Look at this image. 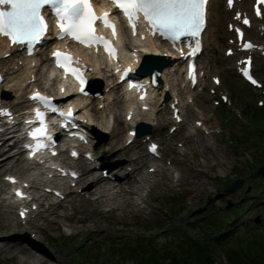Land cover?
Returning <instances> with one entry per match:
<instances>
[{"label":"rangeland","instance_id":"rangeland-1","mask_svg":"<svg viewBox=\"0 0 264 264\" xmlns=\"http://www.w3.org/2000/svg\"><path fill=\"white\" fill-rule=\"evenodd\" d=\"M219 3L223 5L224 0H219ZM227 25L226 17L221 18L218 26L215 23L208 25L205 47L198 59L204 75L197 86L189 88L187 84L177 79L178 75H175L174 80L180 82L177 88L183 93L185 102L182 110L185 121L178 124V129L171 132L173 122L170 117V121L165 126L161 123L154 125L150 133L136 137L131 143L133 153L141 156L140 163H144L143 169L147 172L150 168H154L160 159L163 166H171L173 163L168 164L167 160L173 162L172 157L181 160L179 150L185 148V142L190 139L191 144L190 142L189 144L194 147L195 137L204 136V152L190 154L188 163H181V179L176 188L158 185L153 180L143 189L144 194H149L150 204L147 209L127 208L114 214L106 212L104 208L94 209L83 199L74 204L66 201L64 203L68 211H72L73 205L78 210H86L93 220L92 223L97 226L91 225L78 234H68V230L67 233L57 232L54 234L55 237L50 239H45L40 232H36L34 223L38 218L35 215L31 217V221L22 223L18 219L17 208L11 206L12 213L5 217L21 227L20 233L23 234L24 228L28 226L29 234L41 240L40 242L57 255L58 258L49 259L50 261L45 264H133L137 261L142 264L156 262L190 264L199 257L208 259L210 264H234L230 261L227 250L232 251L230 248L233 246L246 250L252 237L264 238V176L256 174L258 168L264 165V103L262 105L258 103L259 99L264 101V58L259 51L253 55L254 72L263 82L262 87H253L240 76L234 58L225 54V48L231 45L232 39L225 35ZM259 37L264 40V30ZM45 53L48 54V50ZM98 63H102L110 73L108 64L102 57ZM214 74L221 78L219 86L212 82L211 77ZM39 75L45 80L48 72L44 69L43 74L39 73ZM108 81L113 82L114 78ZM105 82L106 78H100L96 84L103 88ZM55 84L56 80L51 86L54 93ZM214 89L215 92L212 91ZM98 91L99 88L96 92ZM221 92L229 96L227 102L220 101ZM27 93L28 89L24 95ZM117 94L121 98L119 106L112 101L108 103L103 113H100L106 124L117 125L118 122L115 123L117 115L125 119L128 105L122 86L118 88ZM165 97L166 94L163 99L168 106L171 96L167 100ZM216 101L220 102L216 103ZM93 102L92 105L97 107L96 100ZM134 108L140 109L139 105H135ZM167 110L166 112L156 108L162 120L170 116L171 109L168 107ZM94 112L91 106L89 113ZM196 120H201L207 128L203 130L202 126H199L200 129L196 128L195 133H190L187 127L196 124ZM120 127H124V142L129 125L120 124ZM93 136L91 148L99 151L106 158L107 163L100 166L99 173H102L101 169L104 168L108 172V177L114 176L115 167L126 163L127 157L121 149L112 148L108 143L109 134L97 133ZM147 136L159 142L160 150L164 154L161 158H152L147 153V144L144 141ZM6 139L9 142L0 144L2 150L9 148L8 152H15L18 146L10 144L14 139L9 135ZM216 154L219 156V163L215 162ZM62 155L67 156L68 152ZM16 157L1 170L2 190L5 188L4 175L7 173L26 177L33 171H29L21 159L16 161ZM188 164L192 166L191 169ZM88 165L87 161L82 160L74 163L80 171ZM199 169L204 173L201 174ZM236 176L243 178L242 184L226 191V187ZM61 189L66 190V188ZM243 197L244 201L239 202ZM0 198L2 199L1 195ZM251 200L257 203H250ZM3 202L6 203L5 200ZM2 214L5 215L3 211ZM257 218L262 219L261 222H257ZM255 225L257 228L253 231L251 226ZM224 227H234L233 232L229 231L232 237L230 241L217 242L215 235L224 230ZM176 252L179 257H183L184 253L186 255L189 253L193 257L177 260L172 257ZM0 264H17V262L0 258Z\"/></svg>","mask_w":264,"mask_h":264},{"label":"bare ground","instance_id":"bare-ground-1","mask_svg":"<svg viewBox=\"0 0 264 264\" xmlns=\"http://www.w3.org/2000/svg\"><path fill=\"white\" fill-rule=\"evenodd\" d=\"M100 3L101 0H95ZM254 0H237L233 8H229L226 3L220 5L219 0H209V21L208 25L214 23L218 26L220 25V20L222 17H226L227 21L237 23L238 19L234 18L237 11H240L243 15H253L252 5ZM264 24V17L261 19L253 17V21L249 27H245L246 33L245 37L252 39L255 43L262 44L264 40L260 39L261 26ZM207 25V24H206ZM205 26L202 32L203 48L205 47V35L208 28ZM120 45L122 50L121 58L124 59L123 64L130 63L132 68H138L139 59L142 60L145 54H154L165 56L169 59L168 65H166L161 73L162 84L159 87H155L151 93L152 100L150 101V107L147 110H135L133 116L130 120L119 118L118 115L115 117V123L113 125L106 124L105 119L100 116L103 113L108 103L114 101L115 104L119 106L121 98L117 94V90L122 84L120 81H116V76L113 72L110 73L106 70L102 63H98L100 56L94 53L82 50L75 46L74 44L67 43L66 41L61 42L64 47H72L76 51L77 57L80 61L86 64L87 72L90 76V82L97 83L100 78H106L102 92L97 96L93 97L91 95L81 96L74 91L67 94H61L60 96L55 91L56 97H59L61 102L76 101L75 107L78 108L79 115L84 117L85 121L83 124L91 131L93 134L106 135L109 134V144L114 147H118L127 157L126 163H121V165L115 167L114 176L105 177L102 173H99L100 168L98 164L105 162V157L100 154L99 151H94L95 159L94 162H90L86 166L80 175L78 176L74 184L66 185L63 183L62 188L70 187V185H76L77 187L68 188L63 193H67L68 201L73 202L84 200L86 203L91 204L94 209L104 208L108 213H116L117 211L125 210L127 208L144 210L148 208L150 204L148 197L149 194H144L143 189L146 188V184L155 180L154 183L162 184L163 186L176 188L179 185L181 179V163H188L190 160V154L195 155L199 152H204L205 138L201 136L200 138L195 137L194 147H192L190 139L185 143V148L179 150L178 157H172L171 160H167V163H173L171 166H163L162 160L157 161L154 167V174L152 172L143 169L144 163H140L141 156L137 153L134 154V149L131 146L130 138L127 136L126 141L123 142V130L124 127H120V124H128V130L133 128L136 123L140 121L151 124L152 126L157 124H165L170 121V116L167 119L162 120L157 112V109H162L168 111L167 103L164 102V95L171 94L170 103L175 100L179 101L178 105L181 106V110L185 107V102L183 100V93L177 88L180 82L175 81V75H178L179 80L186 82L185 69L183 70L182 59L178 53L171 50L167 42L160 41L157 38H151L149 35L141 36L137 39L130 38L129 30L125 24L120 22ZM225 35L235 38V33L230 31L227 27L225 30ZM47 42L54 41L55 34L49 32L46 34ZM228 47H234L229 45ZM227 48V47H226ZM130 51V53H128ZM44 46H38L34 54L27 55L24 53V49L20 46L10 45L8 39L5 36L0 35V72L4 75V80L0 83V92L2 105L5 107L18 112V115L22 113V108L28 103V96L24 95L27 89H32L34 86H41L43 89L51 91V86L56 76L50 77L49 74L47 79L42 80L44 69L49 73L51 70V57L49 53H45ZM165 54V55H164ZM248 51H236L233 54L234 64L237 61L247 56ZM230 57V56H228ZM96 63L98 65H96ZM177 65V67H175ZM112 67V66H111ZM203 69V67H199ZM112 70V68H110ZM25 75V76H23ZM114 78V81H108ZM149 78V76L143 77ZM186 85V83H185ZM189 85V84H188ZM182 86V85H181ZM189 87V86H188ZM190 88V87H189ZM181 91L183 90L180 87ZM29 91V90H28ZM9 95V96H7ZM96 100L97 107H95L94 102ZM128 105V109L125 112V117L129 112L130 105L134 103L132 99H125ZM181 102V103H180ZM195 104V103H194ZM155 105V106H154ZM95 110L94 113H89L90 109ZM172 112V111H171ZM184 115V112L182 111ZM19 118V117H18ZM18 121L17 124H20ZM16 125H9L7 122V117L0 111V140L1 145L9 142L6 137L8 135H13L14 141L12 144L16 146L15 134L13 129ZM189 125V124H188ZM13 126V128H12ZM190 133H195L197 127L196 124L187 127ZM203 130L206 129V125L202 123ZM212 131V130H211ZM210 131L208 132V134ZM98 136V135H97ZM137 135L133 138H136ZM210 136V135H209ZM208 136V137H209ZM132 140V141H133ZM190 142V144H189ZM0 145V146H1ZM209 145V144H207ZM8 149H3L0 147V175L1 170L4 169L11 161L15 158L16 161L21 159L22 150L17 149L15 152H8ZM92 151V149L89 148ZM104 154V153H103ZM215 162L219 163V156L214 155ZM22 160V159H21ZM102 162V163H101ZM190 163V162H189ZM202 165V164H201ZM223 165V164H222ZM163 166V167H162ZM191 169L192 166L188 164ZM32 167H29L30 170ZM36 168V167H35ZM102 172L104 168L101 169ZM199 172L203 174V170L199 169ZM26 181H31L32 185L39 187H45V183L50 180L45 176L44 171H37L36 173L26 176ZM57 180V177H54ZM155 178V179H152ZM1 180V179H0ZM157 181V182H156ZM54 182V180H53ZM152 183V185H154ZM46 186H51L48 184ZM60 189V187L56 186ZM2 191L0 185V192ZM3 200L0 199V258L3 260H13L17 264H45L48 263L52 258H58L57 255L48 246L40 242L38 238H34L28 232L30 229L28 226L24 228L23 234L19 230L21 227L14 224L12 221L5 217L12 213L11 206L4 208ZM44 207L39 208V210L34 213H28L29 221L32 215H35L38 219L34 223V228L37 229L36 232H40L45 239H50L55 237V233L60 234L61 232H68V234H78L82 230L88 229L92 226H97L93 224V220L86 213V210H78L74 205L71 207L72 211L66 209L65 204L62 202H48ZM69 207V205H67ZM8 207V208H7ZM5 209V210H3ZM2 211L5 213L3 216ZM28 221V222H29ZM70 221V222H69ZM32 223V222H31ZM68 230V231H67ZM44 253V255H42Z\"/></svg>","mask_w":264,"mask_h":264},{"label":"snow or ice","instance_id":"snow-or-ice-1","mask_svg":"<svg viewBox=\"0 0 264 264\" xmlns=\"http://www.w3.org/2000/svg\"><path fill=\"white\" fill-rule=\"evenodd\" d=\"M108 2L115 4L117 10L127 17L134 34L137 29L136 22L142 14L154 35L158 33L173 43L182 37L195 38L202 31L205 22L204 9L207 0H108ZM259 2L264 4V0ZM228 3L231 5L232 0H228ZM43 11L56 17L61 39L71 36L86 46L104 44L108 50V42L94 34L93 26L98 20L105 26L111 27L115 35V26L110 25L108 21L110 13L105 12L103 16H96L92 0H0V35L9 38L16 46L35 44L48 31ZM257 14H260L259 9ZM244 23L247 24L248 21L244 20ZM245 46L251 47V45ZM198 50L197 43L195 51ZM54 55L59 57L60 53ZM57 63L59 64L60 61L58 60ZM71 71L83 84L82 75L76 69ZM244 74L248 75L246 71ZM252 82L256 83V81ZM152 150L155 151V146Z\"/></svg>","mask_w":264,"mask_h":264},{"label":"trees","instance_id":"trees-1","mask_svg":"<svg viewBox=\"0 0 264 264\" xmlns=\"http://www.w3.org/2000/svg\"><path fill=\"white\" fill-rule=\"evenodd\" d=\"M235 178H238V177L236 176ZM242 201H244V197L239 202L242 203ZM253 202L257 203V201H254V200L250 201V203H253ZM256 226L257 225H255L254 227L251 226L253 231H255L254 228H257ZM233 230H234V227H230V228L224 227V230H222L219 234L215 235L217 242L223 243L224 240L230 241V238L232 236L229 235L230 234L229 231L233 232ZM257 236H259V233H257ZM248 238H249V236H248ZM249 239H247V240H249ZM248 243H249V245L247 246L248 248L246 250L242 249L240 247L238 248V247H234V246L232 247L231 246L232 248H230V249L232 251L227 250V254H228V257L230 258V261L233 262L234 264H264V238L262 236H259L256 238L252 237L251 242H248ZM173 248L175 250H178V249H176V246H173ZM255 248H258V249L256 251H252ZM186 252H188V249H186ZM187 254L189 256L186 255V253H184L183 257H179V255L176 252L174 254L175 256H172V257L176 258L177 260H178V258H192L193 257V256H191V254H189V253H187ZM145 260L148 262L147 259H145ZM133 264H142V263H140V261H137L135 263L133 262ZM155 264H159V263L156 262ZM160 264H166V263H160ZM190 264H210V262L208 261V259L204 260V258L199 257V259L191 262Z\"/></svg>","mask_w":264,"mask_h":264},{"label":"water","instance_id":"water-1","mask_svg":"<svg viewBox=\"0 0 264 264\" xmlns=\"http://www.w3.org/2000/svg\"><path fill=\"white\" fill-rule=\"evenodd\" d=\"M151 63H150L151 64V67L149 66L150 68L148 67L147 69H142L143 70V73H145V74L146 73H152V75L153 74H156L155 69H154V66L156 65V63L155 62H151ZM146 64L148 65L149 63H146L145 62L144 67H146ZM151 128H152L151 125L148 124V123H144V122L140 123L139 126H138V135H141L143 133H147V132L151 131ZM256 174H259V175L264 176V165H262V166H260L258 168V170L256 171ZM242 182H243V178L242 177H238V178L234 179L226 187L225 190L226 191H229L231 189H235L236 187L240 186L242 184ZM256 221L259 222L260 221V218H257Z\"/></svg>","mask_w":264,"mask_h":264}]
</instances>
